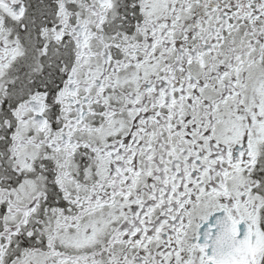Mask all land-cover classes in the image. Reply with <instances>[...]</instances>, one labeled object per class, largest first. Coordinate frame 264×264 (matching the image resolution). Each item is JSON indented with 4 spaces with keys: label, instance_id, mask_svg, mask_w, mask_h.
I'll return each instance as SVG.
<instances>
[{
    "label": "snow or ice",
    "instance_id": "1",
    "mask_svg": "<svg viewBox=\"0 0 264 264\" xmlns=\"http://www.w3.org/2000/svg\"><path fill=\"white\" fill-rule=\"evenodd\" d=\"M0 264H264V0H0Z\"/></svg>",
    "mask_w": 264,
    "mask_h": 264
}]
</instances>
